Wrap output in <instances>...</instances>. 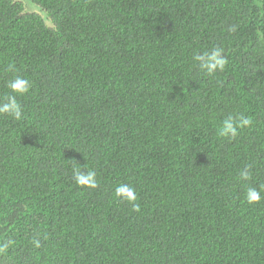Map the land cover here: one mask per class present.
Segmentation results:
<instances>
[{
    "label": "trees",
    "instance_id": "1",
    "mask_svg": "<svg viewBox=\"0 0 264 264\" xmlns=\"http://www.w3.org/2000/svg\"><path fill=\"white\" fill-rule=\"evenodd\" d=\"M30 1L45 19L0 0V99L32 82L23 119L0 115V264H264V0ZM229 114L252 119L234 139Z\"/></svg>",
    "mask_w": 264,
    "mask_h": 264
},
{
    "label": "clouds",
    "instance_id": "2",
    "mask_svg": "<svg viewBox=\"0 0 264 264\" xmlns=\"http://www.w3.org/2000/svg\"><path fill=\"white\" fill-rule=\"evenodd\" d=\"M234 30V28L229 29V31ZM192 59L195 67L208 76L223 72L229 63L225 54V49L222 46H213L209 50L196 52L193 54ZM13 70L14 65H10L9 71ZM6 87L9 92L5 97L0 99V115L11 116L17 121L22 120L24 111L18 97L25 96L30 92L32 82L23 76L15 75L12 79L7 81ZM251 124L252 119L244 114H229L223 119L218 129V134L221 137H230L234 139L238 136L240 129L249 127ZM251 178V166H246L240 172V179L249 181ZM72 180L77 186L82 188L96 189L99 186L97 174L94 170H81V168L75 167L72 172ZM261 188H264V185H262ZM114 194L118 199L131 204L134 211L140 210V205L136 202L138 199L137 192L132 185L127 183L118 184L114 189ZM245 199L248 204H257L261 202L264 197H262L260 190L250 186L246 191ZM32 243L36 247L40 246V240L38 238H34ZM12 244L13 241L11 239L0 241V256H4Z\"/></svg>",
    "mask_w": 264,
    "mask_h": 264
},
{
    "label": "rangeland",
    "instance_id": "3",
    "mask_svg": "<svg viewBox=\"0 0 264 264\" xmlns=\"http://www.w3.org/2000/svg\"><path fill=\"white\" fill-rule=\"evenodd\" d=\"M16 1H20V2H22V3L25 5L27 11L33 10V11H35L36 13L40 14L44 19H45V17H47L46 12H44V11H43L40 7H38L37 5L33 4L30 0H16ZM46 24H47L48 26H51V23H50L49 21H47Z\"/></svg>",
    "mask_w": 264,
    "mask_h": 264
}]
</instances>
